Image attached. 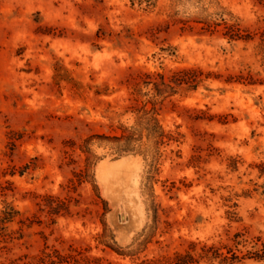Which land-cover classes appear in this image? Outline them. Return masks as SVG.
I'll list each match as a JSON object with an SVG mask.
<instances>
[{
  "label": "rangeland",
  "instance_id": "374dc122",
  "mask_svg": "<svg viewBox=\"0 0 264 264\" xmlns=\"http://www.w3.org/2000/svg\"><path fill=\"white\" fill-rule=\"evenodd\" d=\"M263 31L264 0H0V264H264Z\"/></svg>",
  "mask_w": 264,
  "mask_h": 264
},
{
  "label": "trees",
  "instance_id": "16d2710c",
  "mask_svg": "<svg viewBox=\"0 0 264 264\" xmlns=\"http://www.w3.org/2000/svg\"><path fill=\"white\" fill-rule=\"evenodd\" d=\"M228 31H230V32H228V35L230 36V39L235 38L236 40H242V41H248V40L251 39V38H249L247 36H241L239 34L240 31L237 28H234V29L228 28ZM259 41H260V45L262 47H264V31L260 34ZM239 79L240 80L241 79L244 80L245 78L243 79V78L240 77ZM248 79H249V81H251L250 80L251 77L249 75H248ZM12 218H13L12 212H7V213L4 214V217L0 219V224L4 225L6 223H9V222H11ZM3 229L4 228H1L0 230H3ZM0 236H4V235H2V233H0ZM201 250L203 251V253H206V252H208L209 249L206 248L205 246H203L201 248ZM193 263H196V262L193 260L192 256L189 253H186L185 255H176L173 258V260L170 261L167 264H193Z\"/></svg>",
  "mask_w": 264,
  "mask_h": 264
}]
</instances>
